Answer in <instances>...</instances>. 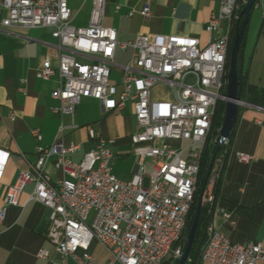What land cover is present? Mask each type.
I'll return each mask as SVG.
<instances>
[{"label": "built area", "instance_id": "2783aa9c", "mask_svg": "<svg viewBox=\"0 0 264 264\" xmlns=\"http://www.w3.org/2000/svg\"><path fill=\"white\" fill-rule=\"evenodd\" d=\"M70 1L87 0H1L0 32L16 27L52 28L59 49V86L53 98L60 106L54 110L74 117L83 98L101 101L106 110H124L132 102L139 125L132 136L135 153L142 160L152 159L153 170L148 184L143 163L131 180L119 179L112 167L114 156L109 142L113 141L108 142L89 127L96 146L80 161L70 156L81 151V144L56 142L47 148L38 147L37 162L21 173L7 192V206L0 209V225L8 207L18 205L25 187L34 183L30 200L50 210L48 240L61 264H68L69 258L78 264H97L90 252L94 242L107 250L106 264H179L188 244V219L204 151L218 102L223 98L221 92L228 83L227 63L239 20V0H222L206 29L217 32L227 23V33L206 47L195 37L164 34H139L132 42L120 43L117 31L104 25L106 0H92L89 25L85 27L74 25ZM153 2L146 0L140 12L145 18L151 16ZM128 47L134 49V57L123 67V91L118 94L111 85V66L117 49ZM81 56L90 61L80 60ZM55 75L49 61L38 71L43 80ZM160 83L175 90V101L153 99V89ZM33 135L42 141L38 130ZM157 141L165 142L164 146L157 148ZM238 156L244 163L254 159L243 153ZM51 157H57L56 165L64 175L57 181L45 170ZM217 165L221 175L222 157L214 160L209 177ZM214 203V192L207 199L203 196L204 205ZM217 212L230 218L214 207L213 215ZM206 234L195 264L264 262L260 243H234L213 220ZM38 255L48 259L50 252L41 249ZM186 264H192V260L189 258Z\"/></svg>", "mask_w": 264, "mask_h": 264}, {"label": "crops", "instance_id": "0c3cea01", "mask_svg": "<svg viewBox=\"0 0 264 264\" xmlns=\"http://www.w3.org/2000/svg\"><path fill=\"white\" fill-rule=\"evenodd\" d=\"M106 1L104 25L117 31L120 43L132 42L139 34H164L195 37L202 47H206L227 33V23H223L217 32L206 29L222 0H154L149 18L140 13L146 0ZM71 3L81 4L75 13L71 8L74 23L80 25L78 27L88 26L93 1H70V7ZM256 8L263 9L262 18L258 11L253 14L254 8L251 20L253 15V20L261 19V23L244 73L249 83L264 88V0H260ZM83 10L87 11L81 16ZM249 28L252 31L253 25ZM133 57L132 47L116 51L110 81L118 94L123 91V67ZM79 59L90 61L82 56ZM244 59L245 56L243 62ZM47 61L56 70V75L43 80L38 77V71ZM58 86L59 49L52 28L16 27L0 32V209L7 206V192L19 175L37 162L38 147L47 148L56 142L65 146L81 144V151L70 156L74 161H80L96 146V141L90 138L89 127L108 142L113 141L109 142L114 156L112 167L119 179L131 180L143 163L148 184L146 163L150 158L142 160L132 143V136L139 130L134 104L127 103L124 110H106L101 101L83 98L72 117L54 110L60 106L53 98ZM163 87L170 86L158 84L153 89V99L175 101L176 92L172 87L174 99L160 97ZM244 108L229 146L216 201V208L229 214L230 218L217 212L212 220L232 242L260 243L264 248V109L253 105ZM35 130L43 135L42 141L34 137ZM240 153L254 159L244 163L239 159ZM150 160L151 173L154 161ZM56 164L57 157H51L45 165L47 174L54 181L64 177ZM34 187V183L27 185L19 197V204L7 209L6 219L0 225V264H61L56 248L48 240L50 210L43 203L30 200ZM93 244L100 245L98 242ZM41 249L50 252L48 259L39 257ZM68 264L78 263L69 258Z\"/></svg>", "mask_w": 264, "mask_h": 264}, {"label": "trees", "instance_id": "16d2710c", "mask_svg": "<svg viewBox=\"0 0 264 264\" xmlns=\"http://www.w3.org/2000/svg\"><path fill=\"white\" fill-rule=\"evenodd\" d=\"M239 5H240V9H239L238 15L240 17L241 12L244 9L246 3L244 2V0H239ZM250 20H251V18H250ZM241 25H242V21H241V24H239V20H237L236 24H235V28L233 30L232 44H233V40L235 38V35L241 29ZM249 26H250V22H249V25H248L247 30H246L245 40H244V43L242 45L241 51L239 53V59H238L239 71H240V77H241V85H240L241 99H242V101H244L250 105L257 106V107L264 109V88H261L259 86H256V85L249 83L248 78H247V74L244 73L243 66H242L243 65V57H244L243 50H244L245 45H246V39H247V35H248ZM232 44H231L230 52H229V56H228V63H227V70L228 71L230 68V57H231ZM226 88L227 87H225V89ZM244 109H245L244 107L239 108L238 120H239L241 113ZM225 111H226V103L223 101H219L217 108H216L214 118H213L212 131H211V134L208 138V142H207V145H206V148L204 151V155H203V161H202V167H201L199 182L204 183V181L207 179L209 170L212 167V164H213L215 159L222 157L224 160V166L222 168L220 178L218 179L216 185L214 186V190H213L214 197H215L214 205L213 206H206V205L202 206V211H201V216H200V224H199V227H198V230L196 233L192 253L190 256V259L192 260V264H195L197 262V260L200 256L201 250H202V248L206 242V239H207L206 229H207L208 225L211 223L212 218H213L214 207H216L217 197L220 193L221 178H222V174H223V171L225 169L227 158H228L229 146H230L232 138L236 132V127L238 124V121H237L236 127L234 128V130L231 134V137L228 139L229 143L227 145H224L223 147H221V149H218L216 141H217V138L220 134V130L222 128V125L224 123ZM201 194H202V189L200 188L199 191L196 192L195 200H194V203L192 205V208H191V211L189 214L187 236L189 235L190 224H191V222H192V220L196 214V210H197V202L195 205V201L200 199Z\"/></svg>", "mask_w": 264, "mask_h": 264}, {"label": "water", "instance_id": "95a60500", "mask_svg": "<svg viewBox=\"0 0 264 264\" xmlns=\"http://www.w3.org/2000/svg\"><path fill=\"white\" fill-rule=\"evenodd\" d=\"M259 1L260 0H248L239 17V24H241L242 21V25L240 31L237 32V34L235 35L231 49L227 91L222 98L224 101H226L227 105H226L224 123L222 125L220 134L216 141L218 149H221V147H223L226 141L231 137V134L234 128L236 127L238 121L240 105L245 104V102L242 101L241 99V93H240L241 77H240L238 59H239V53L241 51L242 45L245 40L246 30L250 22L252 11L254 10V8L257 7ZM203 196L204 193H202L200 196L196 214L190 224L188 244L185 253L183 255V258L181 259L179 264H186L191 256L196 233L200 224V216L203 206Z\"/></svg>", "mask_w": 264, "mask_h": 264}, {"label": "rangeland", "instance_id": "374dc122", "mask_svg": "<svg viewBox=\"0 0 264 264\" xmlns=\"http://www.w3.org/2000/svg\"><path fill=\"white\" fill-rule=\"evenodd\" d=\"M80 7H81L80 3H73V4L71 3V8L73 9L74 13L76 11H78L80 9ZM86 11L87 10H83L81 16H83L86 13ZM257 11L259 12V16L262 18L261 15H262L263 9L262 8H255V10L253 11V14ZM253 19L254 18L252 15L250 27H251V25H253V30L250 31V28H249V32H248L247 39H246V45H245V48L243 50V55L245 56V59H244L242 66H243L245 72L247 71L248 66H249V59H250V56L252 54V50H253L254 45H255V38L258 34V31L260 28V23H261V19H260V21L258 19L257 22H255ZM74 25L80 26L77 23L76 24L74 23ZM226 91H227V88L224 89L221 92V94L225 95ZM160 97H163L165 99H168V98L174 99V90L171 87H163V88H161V91H160ZM220 101H223L226 103V101H224L223 99H221ZM226 105H227V103H226ZM172 143H174V142L169 141V144H172ZM164 144H165V142L157 141L155 143V146L157 148H162L164 146ZM185 144L187 145L188 143H185ZM146 166H147L146 172H147V174H150V171H151V160L150 159L147 161ZM217 175H220L219 165L216 166L215 172L213 173V175L211 177L208 176L207 179L204 181V183L199 182V184L197 186V191H199V189L201 188L202 193H204V197L206 199L209 197L210 193L213 192L212 189L214 188L218 179L220 178V177L217 178ZM196 202H197V206H198L199 199L197 201H195V205H196ZM90 252L96 258L97 264H106L107 263L108 258H109V254L103 246L93 244Z\"/></svg>", "mask_w": 264, "mask_h": 264}]
</instances>
